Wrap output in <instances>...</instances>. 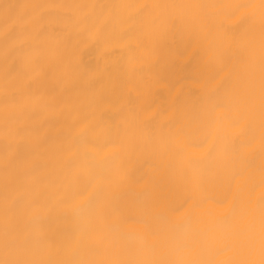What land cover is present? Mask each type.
I'll use <instances>...</instances> for the list:
<instances>
[{
  "label": "bare ground",
  "instance_id": "obj_1",
  "mask_svg": "<svg viewBox=\"0 0 264 264\" xmlns=\"http://www.w3.org/2000/svg\"><path fill=\"white\" fill-rule=\"evenodd\" d=\"M0 264H264V0H0Z\"/></svg>",
  "mask_w": 264,
  "mask_h": 264
}]
</instances>
